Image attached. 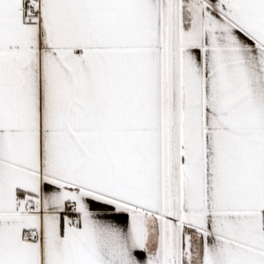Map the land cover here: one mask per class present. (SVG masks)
Segmentation results:
<instances>
[{
	"label": "snow or ice",
	"instance_id": "obj_1",
	"mask_svg": "<svg viewBox=\"0 0 264 264\" xmlns=\"http://www.w3.org/2000/svg\"><path fill=\"white\" fill-rule=\"evenodd\" d=\"M0 264H264V0H0Z\"/></svg>",
	"mask_w": 264,
	"mask_h": 264
}]
</instances>
